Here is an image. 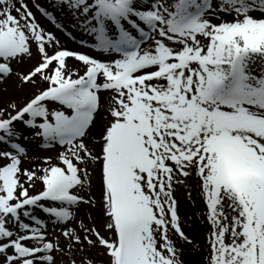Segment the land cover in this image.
I'll return each instance as SVG.
<instances>
[{"label":"snow or ice","instance_id":"snow-or-ice-1","mask_svg":"<svg viewBox=\"0 0 264 264\" xmlns=\"http://www.w3.org/2000/svg\"><path fill=\"white\" fill-rule=\"evenodd\" d=\"M47 4L0 0V84L37 90L0 109V264H186L193 177L205 264H264V0ZM36 139L62 150L22 168Z\"/></svg>","mask_w":264,"mask_h":264},{"label":"rangeland","instance_id":"rangeland-1","mask_svg":"<svg viewBox=\"0 0 264 264\" xmlns=\"http://www.w3.org/2000/svg\"><path fill=\"white\" fill-rule=\"evenodd\" d=\"M39 3L44 5L45 7H48L47 0H38ZM29 7H32V0H28ZM32 11L35 13L37 20L41 23L43 27H45L48 30L56 32V34L60 37L61 42L68 47L69 49L73 50H82L87 51L89 54H92L94 56H98L99 53L91 50L82 48V46L79 44L80 39H88L91 42L90 37H85L83 33L80 31L74 29L72 27V21L71 19L63 13H57L58 18L64 23L66 29L68 32H71L72 36L75 37V39L69 38L68 36L64 35L63 33L57 31L53 25L44 18L39 12L36 11V9L33 7ZM254 16H260L261 13L259 12H253ZM227 19H231V17H226ZM28 67L27 64L25 65H19L18 68L21 71L26 70ZM17 81L15 77L9 79L6 83L0 84V109L5 107L7 105V102L10 99H17L19 102L23 103L25 99H30L31 95L37 91L34 88L25 86L23 89H18L16 87ZM46 87V85H44ZM7 89V92L3 91L4 89ZM102 95L107 98L109 96V93H102ZM103 115V113H101ZM104 121H100L98 118V124L97 128H94L92 130V135L96 136L97 132L99 131L100 125ZM17 128L27 131L24 129V126L22 124H17ZM96 131V133H95ZM24 143L28 149V155L27 157H22V168H28L25 166L27 162H36L35 165H40L43 158L47 156L53 157V160L55 161L57 153L61 151L62 149L59 148V146H56L54 148H44L42 146V140L36 139V140H28V141H21ZM0 147H4L3 145H0ZM98 150V146H97ZM0 163H4V161H0ZM95 184V191L96 195L99 196V169L97 168L96 172V179L94 181ZM189 184L192 187V197L188 198L185 195V192L183 189H181L177 196L179 198L180 203V210L182 215L184 216L186 220V227L185 231L186 233L191 237L194 238L196 241V246L193 247L192 245H186L184 248V256L183 259L186 261V264H205L206 256H207V245L205 243V237L206 233L208 231V225L206 222L201 221V213L205 208L204 202L200 197L199 190L196 187V179L193 177ZM42 188V185L38 184L36 191H39ZM92 212L93 214H98L95 212V210H90L86 205H82L80 208V216L84 217L85 213ZM87 222V220H85ZM48 230L51 233L53 231L52 225L49 224ZM87 255V254H85ZM65 260L68 258L65 257Z\"/></svg>","mask_w":264,"mask_h":264},{"label":"bare ground","instance_id":"bare-ground-1","mask_svg":"<svg viewBox=\"0 0 264 264\" xmlns=\"http://www.w3.org/2000/svg\"><path fill=\"white\" fill-rule=\"evenodd\" d=\"M70 64H72V65H74V66H80L79 64H78V62L77 61H75V60H70ZM95 133H96V131H95ZM36 163V162H35ZM35 163L34 162H27L26 164H25V166H27L28 168H34V167H37V165H35Z\"/></svg>","mask_w":264,"mask_h":264}]
</instances>
